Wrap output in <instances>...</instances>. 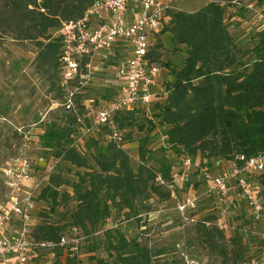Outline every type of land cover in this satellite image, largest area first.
Returning <instances> with one entry per match:
<instances>
[{"label": "trees", "instance_id": "trees-1", "mask_svg": "<svg viewBox=\"0 0 264 264\" xmlns=\"http://www.w3.org/2000/svg\"><path fill=\"white\" fill-rule=\"evenodd\" d=\"M0 1L9 12V21L19 30L18 37L32 41L39 48L37 62L59 69L62 82L61 25L63 21L81 18L94 0ZM231 1L209 0L193 12L176 8L167 13L168 21L157 33V43L151 46L148 59L151 64L169 68L172 79L168 82L165 100L155 101L154 107L144 111L150 120L138 126L147 133L139 141L140 164L136 169L124 146L126 141L133 142L132 129L138 122L134 112L119 113L114 128L101 127L109 136L104 145L93 135L84 146L75 145L80 129L90 125L84 122L88 118L85 106L90 99L83 91L76 96L78 114L65 110L62 124H53L43 133V144L58 160L85 171H77L76 181L61 171L51 172L37 199L46 203V206L37 205L38 212L42 213L33 230L37 241L58 243L75 227L89 234L111 216L113 208L137 214L138 208L153 197L161 202L171 200L173 192L167 185L174 183L175 190L177 187L173 164L166 157L158 160V168L147 161L151 132L159 125L166 127L168 146L176 155L189 158L201 155L208 160L224 157L241 164L239 157L250 158L264 152V31L257 32V41L252 47L239 45L229 29L227 12ZM165 32L171 34L174 49L185 47L187 57L181 67L163 61ZM89 61V57L84 58L83 67ZM61 89L64 91L62 86ZM81 113L85 115L83 119ZM128 130L125 137L123 132ZM88 153L93 167L89 165ZM251 179L255 194L264 202V170L251 174ZM63 186L70 187L71 191L62 190ZM70 201L76 205L70 212L68 225L47 220V215L56 212L61 203ZM240 204H244L245 212L251 216L249 207L243 202ZM237 206L238 203L234 207ZM197 210L198 207L189 211L188 216L194 217ZM217 217L215 208L203 221H194L209 252L220 257L224 264H252L253 255L246 257L242 236L237 231L228 236L230 228L219 229L215 224ZM58 248L62 247L55 250ZM108 251L114 257V264H155V257L161 254L122 233H109ZM261 253L256 258L264 251ZM96 260L98 264H110L104 258Z\"/></svg>", "mask_w": 264, "mask_h": 264}, {"label": "rangeland", "instance_id": "rangeland-1", "mask_svg": "<svg viewBox=\"0 0 264 264\" xmlns=\"http://www.w3.org/2000/svg\"><path fill=\"white\" fill-rule=\"evenodd\" d=\"M209 0H171L175 7L193 12L204 6ZM260 8L264 0H259ZM232 6V1L230 6ZM246 10V9H245ZM264 12V9L260 8ZM0 204L7 202V172L15 161L28 158L33 165L34 177L37 179L51 175V169L61 171L71 181H76L78 170L67 162L58 160L55 155L43 144L42 135L53 124H62L67 112L63 106L65 92L61 89L59 69L47 68L37 62L39 48L29 40L18 37L19 30L9 21V12L2 7L0 1ZM246 21L255 18L253 12L244 16ZM232 19V15L230 16ZM255 20H257L255 18ZM258 21V20H257ZM234 24V23H233ZM232 27V20L229 23ZM240 26V23H239ZM264 28L261 25L259 29ZM257 32L244 30L235 34L236 41L244 47H252L257 41ZM18 37V38H17ZM157 43L156 41L153 44ZM163 61L170 62L173 66L181 67L187 57L185 48L174 49L171 34L162 35ZM123 47L114 48L107 53L98 55L94 59V68L90 72L86 86L82 89L85 97L92 99V112L96 110L106 98H114L120 93L123 85L125 63L129 55L126 43ZM162 76L170 75L169 68H162ZM166 74V75H165ZM166 96L160 95L158 100L164 101ZM155 101L148 106H138L132 110L137 117V126L132 129L133 142H125L124 146L130 153L134 169L140 164L138 145L145 137L146 131L139 130L138 126L146 124L150 119L144 111L154 107ZM154 114H152V117ZM83 119L85 115L80 114ZM87 116V114H86ZM85 124H91L90 117L85 118ZM166 127L158 126L152 131L151 141L148 144L147 161L154 168H158V160L168 158L173 164V176L177 184L175 198L168 202H161L157 197L151 198L147 204L140 206L136 213L127 214L113 208L111 216L104 221L97 230L81 231L83 240L74 254L70 250L58 248L54 251L42 249L33 253L32 264H98L96 258L106 259L114 264V257L109 255V233H122L128 239H136L142 245L150 247L155 253V264H224L222 259L213 255L207 249L203 239L197 231V226L192 221H185L176 209L177 201L189 192L194 191L200 195L198 210L194 214L199 222L215 211L216 201L206 183L200 177V167L207 165L214 172H221L231 166L235 161L224 157L208 160L201 155L192 157L191 165L186 166V155H176L168 146L165 134ZM123 132L124 136L128 134ZM99 138L104 145L108 140V131L102 128L85 136L78 132L77 137H82V146L90 136ZM90 167H93L91 154L88 153ZM61 163V164H60ZM44 187L46 184H43ZM62 190H69L63 186ZM228 197L232 195V186L227 190ZM39 206L46 203L39 198ZM76 202L61 203L57 211L47 215V220L69 224L70 212L75 208ZM232 209L229 218L228 236L237 231L243 238L246 257L253 255L256 259L264 251V221L255 220L245 212L244 204ZM149 207L150 211H146ZM42 213L35 211L37 222ZM251 259V258H250ZM248 264V263H246ZM253 264V261H252Z\"/></svg>", "mask_w": 264, "mask_h": 264}, {"label": "built area", "instance_id": "built-area-1", "mask_svg": "<svg viewBox=\"0 0 264 264\" xmlns=\"http://www.w3.org/2000/svg\"><path fill=\"white\" fill-rule=\"evenodd\" d=\"M132 2L94 0L81 18L63 21L61 25V86L65 91L63 106L66 111L78 114L76 96L86 86L95 57L117 48L121 43H126L130 52L123 72L125 84L120 93L114 98L103 100L94 112L89 104L93 100L87 101L85 110L91 124L80 129L84 137L91 135L96 128H114L119 113L140 105L148 106L153 100L152 86L161 73V67L151 64L148 54L157 33L168 21L167 13L176 7L171 0H141L138 16L131 20L128 10ZM248 7L258 21L264 20L262 10L256 9L254 5ZM86 57L90 61L83 67ZM79 121H82L81 118ZM82 141V137H76L75 145L82 146ZM239 159L241 164L235 161L221 172H214L207 165L199 170L209 193L215 195V208L218 211L215 224L221 230L229 228V212L237 203H245L255 220L264 221V202L255 194L254 181L251 179V174L264 170V152L250 158L241 156ZM185 165H191L190 158H186ZM7 175V202L0 204V264H32L33 253L42 249L54 251L56 247L75 254L83 240L81 230L76 227L69 235H63L58 243L37 241L33 236L37 224V199L50 175L36 180L28 158L15 161ZM157 180L164 184L161 177ZM167 186L175 198L174 183ZM229 186H232L230 197L227 194ZM199 202L200 195L191 190L177 201L176 209L185 221L194 222L197 217H189L188 212L195 210ZM253 264H264V254L253 259Z\"/></svg>", "mask_w": 264, "mask_h": 264}, {"label": "crops", "instance_id": "crops-1", "mask_svg": "<svg viewBox=\"0 0 264 264\" xmlns=\"http://www.w3.org/2000/svg\"><path fill=\"white\" fill-rule=\"evenodd\" d=\"M132 1L133 2L131 3L130 8L128 10V15H129L131 20H134L138 16L139 7H140L139 2L141 0H132ZM208 2L206 4H208ZM259 4H260L259 0H232V6L228 7L227 17H228L229 23L232 20V27L230 26L229 29L234 36H235V34H237V32H239V31L243 32L244 30H246V31L254 30L256 32L264 31V28L259 29L261 25H264V20L263 21H257V20H255V18H252L250 21H246L244 18V16H245L248 19V16L251 14V11L248 7L249 5H254L255 8L259 9V10H260V8L264 9V6H261L259 8L258 7ZM176 8H178V7H176ZM179 9H182V8H179ZM183 10H185V9H183ZM231 15H232V19H230ZM239 23H240V26H239ZM117 47L120 48L123 46L119 45ZM180 47H183V46H180ZM183 48H185V47H183ZM162 72H164V70H162V68H161V73H160L159 77L157 78V80L155 81L154 85L152 86V93H153V100L152 101L153 102L157 101L159 96L162 94L167 96V85H168V82L172 79V77L170 75H166V74H165L166 76L163 77ZM123 78L124 79H123L122 88L125 84V75L123 76Z\"/></svg>", "mask_w": 264, "mask_h": 264}]
</instances>
